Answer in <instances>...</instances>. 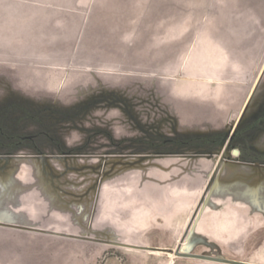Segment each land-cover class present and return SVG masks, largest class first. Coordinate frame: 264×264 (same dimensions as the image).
<instances>
[{
  "label": "rangeland",
  "instance_id": "374dc122",
  "mask_svg": "<svg viewBox=\"0 0 264 264\" xmlns=\"http://www.w3.org/2000/svg\"><path fill=\"white\" fill-rule=\"evenodd\" d=\"M4 5L0 264H264V0Z\"/></svg>",
  "mask_w": 264,
  "mask_h": 264
},
{
  "label": "crops",
  "instance_id": "0c3cea01",
  "mask_svg": "<svg viewBox=\"0 0 264 264\" xmlns=\"http://www.w3.org/2000/svg\"><path fill=\"white\" fill-rule=\"evenodd\" d=\"M44 16H45L44 13L38 10H29L25 12L19 9H10V8L7 9V6L4 5L3 7H0V27H1V30L3 32L6 31V33L10 32V30H8L10 27H15V28L25 27L29 29H34V32L31 31V33L36 34V33H39L37 29H40V30L42 29V20L45 18ZM20 17L28 19L29 21L25 25H23V23H21V21L19 20ZM10 19H14V22H12ZM210 90L212 91L213 87H209V86L206 87L205 85L196 86L194 84H191V85L185 84V85H181V87H179L178 90H175L176 92L175 97L179 98V100H182V104H183L184 101L186 102H188V100L191 101L192 99H194V97L197 98L200 96V94H202L203 99L213 102L214 96L210 97L209 95L211 94L214 95V92L212 91L210 93ZM188 104L189 102L186 105ZM182 113L184 115L186 114L189 117L192 116L191 112L189 111V108H187V110L184 112L182 111Z\"/></svg>",
  "mask_w": 264,
  "mask_h": 264
},
{
  "label": "water",
  "instance_id": "95a60500",
  "mask_svg": "<svg viewBox=\"0 0 264 264\" xmlns=\"http://www.w3.org/2000/svg\"><path fill=\"white\" fill-rule=\"evenodd\" d=\"M251 99H252V96L250 97L248 104L250 103Z\"/></svg>",
  "mask_w": 264,
  "mask_h": 264
}]
</instances>
